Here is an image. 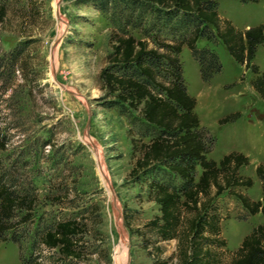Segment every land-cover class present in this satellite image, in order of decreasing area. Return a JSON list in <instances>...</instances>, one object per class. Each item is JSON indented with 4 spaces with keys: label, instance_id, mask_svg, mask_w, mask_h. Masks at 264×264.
Segmentation results:
<instances>
[{
    "label": "rangeland",
    "instance_id": "rangeland-1",
    "mask_svg": "<svg viewBox=\"0 0 264 264\" xmlns=\"http://www.w3.org/2000/svg\"><path fill=\"white\" fill-rule=\"evenodd\" d=\"M237 1L231 8L234 16L250 24L264 22V0ZM0 4L5 8L0 21V135L6 139L0 150V173L8 171L15 176L14 189L27 190L36 198L31 219L17 229L18 242L0 240V264H25L22 259L30 258L41 264L66 263L57 248L41 244L40 236L70 218L83 227L78 236L80 257L72 264H115L113 253L121 241L126 243L122 264H152L135 229L159 215V207L146 183L129 176L138 155L130 139L138 136V127L109 103L116 98L99 80L100 70L109 64L117 29L112 13L98 9L92 0H0ZM142 28L129 26L128 31L144 39ZM156 32L172 40L164 29L153 28ZM197 44L213 48L222 64L221 71L204 82L188 47L183 45L178 54L187 91L196 104L198 100L195 111L205 126L200 125L211 138L206 156L218 161L225 152L246 155L249 164L239 173L251 177L252 185L235 190L263 201L255 200L258 190L262 195L255 168L264 163V100L250 85L255 74L235 62L221 43L200 38ZM17 50L12 64L10 54ZM256 53L260 70L264 45ZM232 110L241 115L229 123L218 122ZM215 204L226 243L219 251L226 259V252L236 250L262 223L263 215L249 214L227 191L216 197ZM161 245V258L167 260L175 240Z\"/></svg>",
    "mask_w": 264,
    "mask_h": 264
},
{
    "label": "trees",
    "instance_id": "trees-1",
    "mask_svg": "<svg viewBox=\"0 0 264 264\" xmlns=\"http://www.w3.org/2000/svg\"><path fill=\"white\" fill-rule=\"evenodd\" d=\"M92 2L98 9L110 11L117 27L109 64L100 70L99 80L101 87L116 98L109 103L118 106L119 112L127 114L138 127V136L130 139L132 151L138 155L129 176L146 183L148 194L159 207V215L135 229L153 257L152 264H168L173 258L176 260L170 264H264V163L255 168L263 201H254L235 190L252 185L251 177L239 173L241 166L249 164L246 155L231 151L218 161L207 158L211 138L200 125L196 99L187 91L178 57L186 45L198 64L201 80L206 82L221 71L222 64L213 48L199 46L197 40L219 42L235 62L255 74L250 85L264 100V71L254 61L258 46L264 42V23L239 29L219 14L218 0ZM4 15L5 8L0 4V21ZM129 26L143 27L146 37H134ZM153 28L160 32L164 29L172 40L152 33ZM19 52H11L12 64ZM240 115L233 112L218 122H232ZM5 147L6 139L0 135V150ZM14 181L15 176L1 171L0 240L4 242H18L17 229L31 219L36 201L29 191L14 189ZM224 191L234 195L249 214L263 215L262 223L243 237L240 246L226 252V259L219 251L226 243L220 236L215 204ZM82 232L78 220L64 219L45 230L40 242L46 248H57L66 260L63 264H72L80 257L78 236ZM173 239L175 250L170 258L162 259L161 243ZM22 260L25 264H41L33 258Z\"/></svg>",
    "mask_w": 264,
    "mask_h": 264
},
{
    "label": "crops",
    "instance_id": "crops-1",
    "mask_svg": "<svg viewBox=\"0 0 264 264\" xmlns=\"http://www.w3.org/2000/svg\"><path fill=\"white\" fill-rule=\"evenodd\" d=\"M259 1H261V0H259ZM259 1H258V2H253V3H259ZM237 2H238L237 0H218L217 10H218L219 14H220L221 16H223V17L229 19V20H230V21H231L236 27H238L239 29H242V30L248 28L249 26H254V25H257V24H260V23H264V22H260V23H256V24H250V23H247V22L241 20V17H236V16H234L233 13H232L231 8H233L232 5L239 4V3H237ZM262 45H264V42H263L261 45H259L258 47H260V46H262ZM184 49H185V48L182 47V50H181V51H183ZM256 52H258V48H257V51H256ZM256 57H257V53H256V55H255V60H256ZM260 70H261V71H264V67L261 68ZM198 71H199V70H198ZM187 90H189V89H188V85H187ZM188 92H189V91H188ZM192 93H193V92H192ZM196 107H198V100H197V104H196L195 108H196ZM232 112H235V110L229 111L228 113H226L225 115H223V116H221V117H224V116H226L227 114H230V113H232ZM196 113H197V112H196ZM197 114H198V113H197ZM198 116H199V115H198ZM221 117H219L218 119H220ZM199 120H200V124L202 125V121H201L200 116H199ZM228 123H229V122H228ZM202 126H205V125H202ZM225 153H227V152H225ZM225 153H223V154H225ZM223 154H222V156H223ZM260 197L262 198L261 191L258 190V193L256 194V197H255V200H256V198L258 199V198H260ZM259 213H261V212H257V213H255V214H253V216L258 217V216H259ZM262 219H263V216H262Z\"/></svg>",
    "mask_w": 264,
    "mask_h": 264
},
{
    "label": "bare ground",
    "instance_id": "bare-ground-1",
    "mask_svg": "<svg viewBox=\"0 0 264 264\" xmlns=\"http://www.w3.org/2000/svg\"><path fill=\"white\" fill-rule=\"evenodd\" d=\"M117 225H118V229L120 231H122V225L120 224L119 221H117ZM233 234L235 235V234H237V232L234 231ZM122 239H125L124 234H123ZM125 250H126V243L124 241H121L120 245L118 246V248H115L114 253H113V259H114L115 264H118V263L122 264V262H124L126 260Z\"/></svg>",
    "mask_w": 264,
    "mask_h": 264
}]
</instances>
